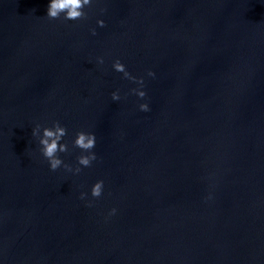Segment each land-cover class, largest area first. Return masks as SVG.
Masks as SVG:
<instances>
[{
    "label": "water",
    "instance_id": "obj_1",
    "mask_svg": "<svg viewBox=\"0 0 264 264\" xmlns=\"http://www.w3.org/2000/svg\"><path fill=\"white\" fill-rule=\"evenodd\" d=\"M49 4L0 0V264H264V0ZM53 121L78 174L32 136Z\"/></svg>",
    "mask_w": 264,
    "mask_h": 264
},
{
    "label": "clouds",
    "instance_id": "obj_2",
    "mask_svg": "<svg viewBox=\"0 0 264 264\" xmlns=\"http://www.w3.org/2000/svg\"><path fill=\"white\" fill-rule=\"evenodd\" d=\"M93 0H50V4L47 8V17L50 20L60 19L63 14L65 21L68 20H83L87 18V13L84 11L86 7L91 6ZM97 24L100 27H104V21L98 20ZM92 34L95 35V29L92 30ZM99 63H103V58H98ZM113 68L117 72L123 73L126 79L132 80L139 84L141 88L143 87V78L137 79L136 77L130 75L126 70L124 64H122L118 59L113 63ZM149 76H154L155 74L151 71L148 72ZM138 97H145L146 93L140 89H132ZM112 99L117 101L120 99L118 92L112 93ZM141 111H149V106L147 103L139 105ZM40 124H37L35 128L32 129V136L37 137L39 141L40 152L43 157L48 161L50 170L55 171L61 166H63L67 171H74L75 173L81 172V167H73L66 164L58 156V153H66L69 151L67 142L61 143L62 139L68 134L67 129L61 126L59 121H53L51 127H43L41 135ZM96 137L95 134L90 132H85L83 130L78 131L75 134V139L72 141L73 147L79 148L82 154L77 157V163L83 167H90L92 161L96 160V154L92 152L95 147ZM87 153V154H84ZM102 180L97 181L91 188V195L94 198H99L103 191ZM85 193H81V199L85 197ZM116 209H112L110 215H114Z\"/></svg>",
    "mask_w": 264,
    "mask_h": 264
}]
</instances>
